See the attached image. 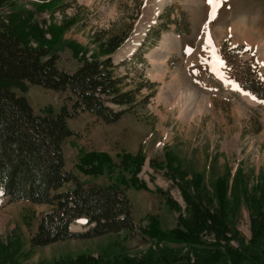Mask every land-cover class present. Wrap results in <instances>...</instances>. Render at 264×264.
Listing matches in <instances>:
<instances>
[{"label": "rangeland", "instance_id": "rangeland-1", "mask_svg": "<svg viewBox=\"0 0 264 264\" xmlns=\"http://www.w3.org/2000/svg\"><path fill=\"white\" fill-rule=\"evenodd\" d=\"M42 1L21 0L19 5L32 11L42 25L68 23L65 43L55 52L60 68L74 72L80 65L81 54L76 56L70 43L85 49L86 57H91L99 53L97 38L105 41L110 35L126 33L128 39L112 55L118 65L115 74L125 77L130 89L146 85V81L158 84L157 93L146 105L125 113L114 124H100L88 114L70 120L69 126L84 139H70L65 144L66 170L76 174L84 188L108 186L116 180L118 171L111 178L85 175L79 166L81 156L105 152L119 162L118 155L122 153L135 155L143 151L147 160L139 178L149 191L127 190L136 223L132 235L123 231L42 248H31L29 239L41 216L51 207L4 201L0 211V261L55 264L60 258L82 255L138 261L150 251L161 255L167 249L189 252L193 261L189 247L152 239L146 232L151 217H156L164 230L176 228L180 218L190 219L192 211L183 198L182 188L195 193L187 183L195 174L206 179L203 186L207 193L203 190L198 195L207 207L209 183L217 177L228 172L234 175L240 167L249 179V188L257 184L259 177L261 181L264 101L246 96L238 83L245 73L252 76L251 71L256 68L264 78V0H225L214 20L208 0H58L61 8L53 12L38 10L37 3ZM8 12L4 10L5 14ZM160 27V39L150 36L147 40L150 31ZM206 32L211 34V46ZM188 50H192L191 54ZM214 51L223 64L217 63ZM13 90L25 96L37 114H45L49 107L58 113L63 105L64 97L50 90L31 85L26 90ZM150 93L144 87L140 97ZM167 149L178 156L179 165L173 168L179 171L150 168L151 158L163 160ZM70 188L72 184L65 185V189ZM236 214L239 238L249 240L250 214L244 202ZM85 224L78 220L72 230L85 232ZM206 235L203 233L202 237ZM232 245L238 247V242L233 241Z\"/></svg>", "mask_w": 264, "mask_h": 264}, {"label": "trees", "instance_id": "trees-1", "mask_svg": "<svg viewBox=\"0 0 264 264\" xmlns=\"http://www.w3.org/2000/svg\"><path fill=\"white\" fill-rule=\"evenodd\" d=\"M20 1L0 0V211L4 201H26L51 207L41 216L36 231L30 236L31 248L123 231L132 235L136 223L127 190L149 191L139 178L146 161L143 151L135 155L122 153L118 155L119 162L105 152L83 154L79 166L85 175L111 178L118 171L116 180L108 186L87 189L66 170L64 147L70 139H84L81 133L71 129L70 120L88 114L100 124H114L125 113L146 105L157 93L158 84L146 81V85L130 89L125 84L126 78L115 74L118 65L114 64L112 55L128 39L126 33L110 35L105 41L97 38L99 53L91 57H86L85 49L70 43L75 55L81 54L80 65L74 72L60 68L55 52L65 43L63 36L68 23L42 25L32 11L19 5ZM37 7L40 11L52 12L61 8L58 0H43ZM5 9L9 10L7 14ZM162 30L161 27L152 29L147 40L150 36L160 39ZM102 55L105 57L101 58ZM255 70L250 77L245 73L239 84L264 100V78L257 68ZM256 72L257 78L254 77ZM29 85L64 97L59 112L49 107L45 114H37L31 102L13 90H26ZM144 87L151 93L140 97ZM177 162L178 156L167 149L164 159L151 158L150 166L155 171L167 167L174 173L173 166L179 165ZM229 173L209 183V207L203 205L206 202L198 195L203 190L207 193L203 186L204 175L195 174L190 182L186 181L195 192L192 194L182 188L192 214L190 219L180 218L176 228L164 230L160 221L151 217L146 235L161 242L189 247L193 261L189 252L167 249L161 255L150 251L138 261L82 255L60 258L55 264H264V171L261 181L259 177L251 188L240 167L234 175ZM67 184H72L73 188L65 189ZM241 202L250 214L249 240L239 238L240 232L236 229V211ZM79 219L86 220L85 232L71 230ZM205 231L214 241L202 237ZM233 241L238 242V247L232 245Z\"/></svg>", "mask_w": 264, "mask_h": 264}, {"label": "snow or ice", "instance_id": "snow-or-ice-1", "mask_svg": "<svg viewBox=\"0 0 264 264\" xmlns=\"http://www.w3.org/2000/svg\"><path fill=\"white\" fill-rule=\"evenodd\" d=\"M224 2H225V0H208V3L212 9V11L210 12L211 19L214 20L216 18V16L218 15L219 9H220V7L223 6ZM206 36H207V39L209 41V45L211 46L212 45V39H211L210 32H206ZM249 51H250V49H249ZM191 52H192V50H188V54H191ZM213 55L216 56L217 63L223 64V61L220 59L217 51H214Z\"/></svg>", "mask_w": 264, "mask_h": 264}, {"label": "bare ground", "instance_id": "bare-ground-1", "mask_svg": "<svg viewBox=\"0 0 264 264\" xmlns=\"http://www.w3.org/2000/svg\"><path fill=\"white\" fill-rule=\"evenodd\" d=\"M247 101H248L249 103H252V104H253V102H251L250 100L247 99ZM73 227H74V226H73ZM81 228H82V227H81Z\"/></svg>", "mask_w": 264, "mask_h": 264}]
</instances>
